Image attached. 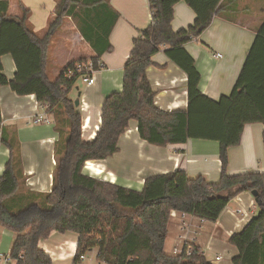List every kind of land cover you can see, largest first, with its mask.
<instances>
[{"label":"trees","instance_id":"obj_1","mask_svg":"<svg viewBox=\"0 0 264 264\" xmlns=\"http://www.w3.org/2000/svg\"><path fill=\"white\" fill-rule=\"evenodd\" d=\"M179 1L149 0L152 19L133 39L122 90L106 95L101 124L94 138L85 140L81 104L77 107V98L70 96L72 90H80L77 78H67L65 73L89 59L101 69L99 58L112 50L110 34L119 13L109 0H57L47 28L36 32L29 23V8L21 5L22 14L12 16L11 1L0 0V86L8 85L18 95H35L38 107L53 115L58 133L53 187L40 192L26 185L17 133L7 135V127H2L0 143L10 149V155L0 176V226L15 234L12 258L23 254L22 264H53L39 243L57 231L78 235L72 264H79L81 256L94 249L99 264H213L195 244L185 245L179 256L166 252L173 213L216 221L234 197L256 190L257 213L229 242L238 249L233 264H264V171L229 173L226 140L220 141L218 182L177 169L147 177L142 189L136 190L83 171L86 162L107 159L119 151V139L132 120L137 121L140 137L150 144H184L189 138L190 113L211 109L212 100L200 90L201 74L186 44L210 26L221 0H183L196 18L175 31L174 6ZM65 17L74 20L95 54L72 60L51 78L48 54ZM162 49L187 75V109L169 111L156 104L147 69L155 65L152 57ZM5 54L16 65L13 79L2 73ZM241 94L250 97L264 124V22L228 98L232 101Z\"/></svg>","mask_w":264,"mask_h":264},{"label":"crops","instance_id":"obj_2","mask_svg":"<svg viewBox=\"0 0 264 264\" xmlns=\"http://www.w3.org/2000/svg\"><path fill=\"white\" fill-rule=\"evenodd\" d=\"M10 1L9 14L12 16L22 14L21 5L31 10L29 23L36 32L44 31L55 15L57 0ZM109 2L119 13L110 34L112 50L99 58L102 67L95 74V83L85 85L81 91L84 126L86 119L89 122V129L86 131L84 128L82 132L86 140L94 138L93 131L101 124L106 95L122 90L123 68L132 50L133 39L152 19L149 0ZM67 18L77 29L74 39L85 44L86 55H94L74 20ZM195 18L194 10L185 1H179L174 6L175 31L189 26ZM263 22L264 0H221L210 26L196 40L186 44L201 74L200 90L212 100L209 111L190 113L188 141L168 146L150 144L140 137L137 121L132 120L128 130L119 139V151L107 159L93 160L102 174L95 175L87 170L84 173L136 190L142 189L147 177L177 169L185 170L191 176L203 175L210 182H218L222 171L221 140L229 144V173L264 171V124L258 110L247 94H241L232 101L228 98ZM66 42H71V47H74L70 37L67 36ZM218 53L221 56H217ZM78 56L81 57L82 53ZM152 59L155 65L147 69V76L157 93L156 104L169 111L187 109L186 73L166 56L163 49L154 54ZM72 60V56L66 59L68 62L58 67V73ZM1 63L2 73L8 79H13L16 65L12 56L3 55ZM0 111V122L7 127L6 134L17 133L19 138L26 185L36 191L50 192L57 164L55 142L58 139L53 115L48 114L52 124L34 125V116L43 112L38 107L35 95H18L8 85L0 86ZM9 155L10 149L0 143V176ZM256 213L255 197L248 191L234 197L216 221H206L191 215L182 219L180 213L174 212L169 222L165 250L171 254L175 247L181 250L185 245L195 244L201 247L207 260L213 264H222L225 258L228 259L223 264H233L238 249L230 244L229 238L240 232ZM183 220L185 228L182 230ZM205 234L210 237L206 243ZM49 238L53 239L52 243H46L45 239L39 245L53 260L64 263L74 257L78 239L76 233L53 231ZM56 242L62 243L59 251L53 246ZM70 242H74V246ZM213 249L217 252L214 258H209L207 255ZM217 255L221 259L216 260Z\"/></svg>","mask_w":264,"mask_h":264},{"label":"rangeland","instance_id":"obj_3","mask_svg":"<svg viewBox=\"0 0 264 264\" xmlns=\"http://www.w3.org/2000/svg\"><path fill=\"white\" fill-rule=\"evenodd\" d=\"M59 29L60 30L57 31L54 34V36L52 37V43H51L52 46L50 47V51L48 54L49 76L51 78H53L54 76H56L58 74L59 68H61V66H63L65 63H67L68 61L71 60L70 59V60L66 61V59H68L70 56H72V59L74 58V60H76L77 58L90 56V55H86L87 54V50H86L87 48L85 47V44H83V42L81 40L77 41L74 39V36L76 35L75 32L77 29L74 28V23H72L67 17L64 18L63 23ZM64 29L66 30V32H64ZM66 35L74 41V47L73 48L71 47V42H69V43L66 42L67 41ZM81 53H82V56L79 57L78 54H81ZM50 66H53V67L51 68ZM77 86L79 87L80 91L84 90L86 87L85 84H83L81 81L77 82ZM77 94H78L77 89H74L70 93V96L75 99V98H77ZM32 123L34 125L35 124L37 125V123H35L33 120H32ZM41 124H47V123H41ZM82 138L86 140V137H84L83 135H82ZM86 164H87V162H86ZM86 170L87 169L84 167L83 171L85 172ZM91 173H94V172L91 171ZM95 175H97V174H95ZM65 237H68V236H65ZM14 238H15V234L13 232H11L10 230L0 226V242H1L0 252L5 253V254L10 253ZM209 239H210L209 235L205 234L204 242L205 243L208 242ZM45 242L46 243H52L53 239L49 238ZM61 244L62 243H60V242H56L53 246L57 247V249L59 251V246H61ZM216 252L217 251L215 249L210 250L209 254L207 256L209 258H214ZM171 254H173V253H171ZM85 256H86V258L84 260H82L79 264H98L97 249H94L92 251L87 252ZM226 259H228V258H225L222 261V264L226 261ZM71 262H73V258H70L68 261H66L64 263L62 261L53 260V264H70Z\"/></svg>","mask_w":264,"mask_h":264},{"label":"built area","instance_id":"obj_4","mask_svg":"<svg viewBox=\"0 0 264 264\" xmlns=\"http://www.w3.org/2000/svg\"><path fill=\"white\" fill-rule=\"evenodd\" d=\"M197 37L193 36L192 40H196ZM217 56H221L220 53L217 54ZM100 63V61H99ZM101 65V63H100ZM102 66V65H101ZM99 69H97L95 67V63L92 59L87 60L86 62H79L75 65V67L69 68L65 75L67 76V78H77V82L81 81L83 84L87 85V86H91L95 83V74ZM83 108V104H81V110ZM45 111V110H44ZM33 121L37 124L40 123H47V124H51L52 118L47 114V112H41V113H37L34 116ZM2 124L0 122V134H1V130H2ZM83 129V126H82ZM182 219H184L188 214L186 213H180ZM182 229L185 228V222L183 220L182 225H181ZM0 246H1V242H0ZM185 247V246H184ZM184 251L183 249H178V248H174V255L179 256L182 254V252ZM191 252V248L187 249V253ZM86 258L85 255L81 256V259L84 260ZM216 260L221 259V256L217 255ZM24 260V255L21 254L19 256V258H12L10 253L5 254L0 252V264H22L21 262Z\"/></svg>","mask_w":264,"mask_h":264},{"label":"bare ground","instance_id":"obj_5","mask_svg":"<svg viewBox=\"0 0 264 264\" xmlns=\"http://www.w3.org/2000/svg\"><path fill=\"white\" fill-rule=\"evenodd\" d=\"M85 105H86V103H85ZM86 109H87V107H86ZM82 110H84V105H83ZM98 127H99V126H98ZM98 127L94 129L93 134H94V132L96 133V131L98 130ZM84 128H86V131L89 129V122H88L87 119L85 120V126H84V123H83V131H85ZM85 168H86L88 171H90V172L93 171L94 174H97V175H101V174H102L101 169H100V168L96 165V163L93 162L92 160H90V161L87 162V164L85 165ZM70 243H71L73 246H74V244H75L74 242H70Z\"/></svg>","mask_w":264,"mask_h":264},{"label":"water","instance_id":"obj_6","mask_svg":"<svg viewBox=\"0 0 264 264\" xmlns=\"http://www.w3.org/2000/svg\"><path fill=\"white\" fill-rule=\"evenodd\" d=\"M77 89H78V88H77ZM80 97H81V91L79 90V91H78V94H77V99L75 100V105H76L77 107H79L80 104H81V99H80ZM251 193H252V195L255 197V200H256V199H257V196H258V191L253 190Z\"/></svg>","mask_w":264,"mask_h":264}]
</instances>
